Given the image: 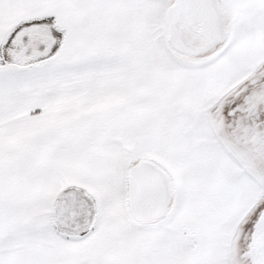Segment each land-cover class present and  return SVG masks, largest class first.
Returning <instances> with one entry per match:
<instances>
[{
    "label": "snow or ice",
    "instance_id": "snow-or-ice-1",
    "mask_svg": "<svg viewBox=\"0 0 264 264\" xmlns=\"http://www.w3.org/2000/svg\"><path fill=\"white\" fill-rule=\"evenodd\" d=\"M0 264H264V0H0Z\"/></svg>",
    "mask_w": 264,
    "mask_h": 264
}]
</instances>
